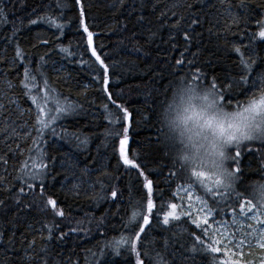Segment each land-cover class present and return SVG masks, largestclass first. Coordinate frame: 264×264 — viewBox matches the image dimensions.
I'll return each mask as SVG.
<instances>
[{"label": "trees", "instance_id": "1", "mask_svg": "<svg viewBox=\"0 0 264 264\" xmlns=\"http://www.w3.org/2000/svg\"><path fill=\"white\" fill-rule=\"evenodd\" d=\"M66 2L69 7L57 9L56 0H0V8L4 9L6 15V21L0 22V105H3L0 108V157H3L0 160V178H3L0 181V200L4 201L0 205V233H3V239L0 240V264H24V249L33 240L36 252L46 250L40 253V259H47L48 264H135L134 254L129 255L126 249H122V254L117 256L111 247L105 245L114 238L118 240L123 232L121 217L127 219L124 208L130 194L133 199L139 200L144 193L138 191L134 170L127 173L124 167L116 170L114 147H118L119 142L106 140L104 136L109 125L104 119L103 105L109 101L100 92V83L93 79L99 65L93 63L95 58L91 56L90 49L86 50V34L82 35L83 30L75 19L77 9L71 6L72 0ZM239 2L240 0H124L121 5L119 0H86L85 3L86 23L89 30L95 33L93 46L110 66L112 73L110 91L123 94V98L117 99V103L126 102L135 120L139 121L133 125L134 131L130 133L129 148L141 153V157L147 161L148 169L153 170L150 178L154 185L158 182V188L154 186L153 214L158 213L159 218L153 219L150 215L152 228L149 229L148 239L154 238L155 245L149 254L154 256L155 251H163L164 238L182 232V242L185 243L183 258L179 243L170 244L167 250L166 259L173 264H210L213 257L217 264H225V261L231 264L232 261L228 260L223 251L192 254L186 250L191 244L188 232L197 235L201 233L188 216L180 215L179 221L170 218L168 225L163 224L164 214L171 211L168 205L177 204L178 186L189 182L197 185L218 216L228 218L233 212L232 207L224 206V201L218 205L195 177L189 180V171L181 169L179 163L173 165L176 146L165 156L166 149L156 144L155 136L156 129L160 127L158 113L163 111L166 100L180 84L179 78L188 71L187 67L180 71L173 65L185 48L183 31L188 28L191 19L199 18L200 23L192 25V28L202 35L199 43L193 41L186 57L193 59L191 53L197 52L199 48V61L205 65L210 76L230 70L234 72V62L238 55L228 51V48L233 40L239 41L240 38L225 31L226 26L231 25L226 9L231 3L234 14L246 15V9L237 7ZM247 3V11L251 13L248 30L258 31L255 20L264 18V2L247 0ZM61 12L65 17L61 22L66 24L63 35L46 20L38 19L46 15L59 16ZM30 20L38 22L31 24ZM178 22L180 27H173ZM243 27V24L240 28L232 26L231 31L237 32ZM226 38L229 41L227 46ZM43 40H48L49 43L44 45L41 43ZM17 45L22 50L23 59L15 55ZM62 47L69 49L71 54L61 51ZM82 60L88 63H82ZM25 67L36 76L35 84L27 94L20 86ZM260 67L264 68V62ZM6 81H11L13 87L8 88ZM33 96L36 97V102L31 99ZM68 104L80 105L83 111L79 108L75 112L66 111L63 114L55 111L58 106L66 108ZM109 107L111 108L110 104ZM38 112L45 120L50 116H59L52 123L58 134L62 130L69 133L82 132L89 138L87 148H77L74 141L61 139L60 135L54 136L49 129H44L43 138L46 143L41 144L40 137L34 131V126L39 127L36 124ZM146 114L150 115L149 120L144 119ZM146 137L153 138L151 149L145 147ZM42 151H46L48 156L56 157L53 174L59 175H56L55 181L49 176L45 183L49 186L48 194L58 200L59 207L64 208V218L54 217L50 211H42L40 198L29 193L27 188L26 194L19 198V206L16 203V194L24 179H28L24 173L42 171L31 167L33 160L41 162L38 157ZM249 159L252 161L253 171L246 170L243 186L238 189L240 191L246 188L251 192L254 183L264 181V171L259 170L260 154L255 159L246 158L245 164ZM5 160L7 163H4ZM62 160L67 162L64 166L61 165ZM25 162L28 163V168L22 169ZM49 162L47 158L43 159V163ZM82 169L88 170L87 176L82 175ZM65 171H74L76 178L69 174L65 181L66 187L62 189L61 181L64 180ZM105 172L109 176H104ZM170 172L174 175L170 176ZM18 176H24V179H17ZM79 181L83 183L80 194L76 197L68 191V186ZM29 183L33 181L29 180ZM34 183L38 184L39 181ZM101 183L105 187L119 186L123 191V201L112 205L110 200H105L96 206L92 197L105 194L101 192ZM160 192L163 193L162 197ZM117 207L121 209L119 215H112ZM105 213L108 216L104 226L98 228L96 221ZM130 214L131 209L127 215ZM93 217L96 219L88 223L87 220ZM81 220L85 222L77 225V221ZM52 224L58 225L59 229L54 232V236H59L61 232L68 233L65 240L43 239L48 235L45 226ZM74 227L82 230L71 232L70 229ZM207 242L205 238V243ZM100 250H103V255L99 254ZM253 255L247 256L246 253L247 260L258 264ZM144 259L145 264H150L148 257Z\"/></svg>", "mask_w": 264, "mask_h": 264}, {"label": "snow or ice", "instance_id": "2", "mask_svg": "<svg viewBox=\"0 0 264 264\" xmlns=\"http://www.w3.org/2000/svg\"><path fill=\"white\" fill-rule=\"evenodd\" d=\"M119 2L123 5L124 0H119ZM85 3L86 0H72L71 6L77 9L78 15L75 19L78 20L79 27L83 30L82 35L86 34V50L90 49L91 56L95 58L93 63L99 65V70L93 79L100 83L101 88L99 90L109 101L108 104L103 105L104 119L109 125L105 129L104 136L106 140L112 139L119 142L118 147H114V155L117 157L116 170L121 167L125 168L126 173L134 170L138 181V191L144 193L139 200L133 199L130 194L127 206L124 208L127 219L121 217L123 232L118 240L114 238L113 241L107 242L105 247H111L117 256L122 254V249H126L129 255L134 254L135 264H145L144 257L149 258L150 264H173V262L166 259L167 250L170 244L179 243L183 258L185 243L182 242V232L173 233L174 238L165 237L163 251H155L154 256L149 254L150 249L154 250L155 245L154 238L148 239L149 229L152 228L150 215L153 216V219L158 220L159 218L158 213L153 214V208L155 207L153 203L154 186L158 188V182L154 185L153 179L150 178L153 175V170L148 169L147 161L141 157V153L129 148L130 133L134 131L133 125L138 124L139 121L135 120L132 112L126 106V102L117 103V99H122L123 94H114L110 91L112 73L110 66L105 63L104 59L97 53L96 47L93 46L95 33L89 30V25L86 23L87 12ZM69 6L66 0H56L57 9ZM188 7H191V5H188ZM237 7L246 9V15L234 14L232 12L233 5L229 3L226 11L228 18L231 20V25H227L225 28V31L231 33L233 37L240 38L239 41L233 40L231 47L228 48V51L238 55V59L234 62V72L230 70L227 73L210 76L205 70V65L199 61L201 51L199 48L197 52L191 53L193 59L186 57V53L189 52L193 41L199 43V37L202 35L195 32V29L192 28V25L200 23L199 18L191 19L188 28L183 31L185 48L180 52L179 58L175 60L173 67L180 71L187 67L188 71L179 78L180 84L173 90L172 96L166 100V106L163 111L158 113L160 127L156 129L155 142L158 146L166 149L165 156L169 154L176 142L183 145L184 151L180 154L176 153L172 164L176 165L179 163L181 169L189 171V180H191V177H195L205 192L211 195L218 205L221 201H224L225 207H232L234 223L238 215L237 207L239 214H243L244 218L249 221L246 226L247 230L240 229L239 231L228 233L227 237L224 235L226 222H217L224 231L214 230L216 238L213 239V235L209 233L207 227L209 223L208 215L212 213V208L208 206L206 199L197 196L196 199L200 200L202 205L198 212L203 213V215L193 218L190 211L182 213V215L190 217L192 223L201 228L199 235L194 232H188L191 244L186 250L192 254L200 252H208L209 254L220 253L224 249V245L227 244L229 248H234L240 256V259H233L231 264H253L252 261L247 260L243 249L247 247L250 250L247 256H251L253 255L251 249L256 248L262 253L258 264H264V181L254 183L251 192H248L246 188L243 191L238 190L243 186V177L246 170L253 171L251 159L245 164L246 158L255 159L259 153V170L264 171V68L260 67V64L264 62V55L261 54L264 53V18L255 20V26L258 31H249L248 19L251 13L247 11V0H240ZM161 15H165V13H161ZM38 19L46 20L50 26L55 27L63 35V29L66 27V24L61 22L65 19L63 12L59 16L46 15L38 17ZM5 21L4 9L0 8V22ZM37 22L38 20L29 21L31 24H36ZM242 24L244 27L240 31H231L232 26L240 28ZM173 27L179 28V22ZM209 32H211V29H209ZM13 34L15 35V33ZM244 41H247V43ZM41 43L47 45L49 41L43 40ZM228 43L229 41L226 38L225 46ZM100 47L102 48L103 45H100ZM61 51L71 54L67 48L62 47ZM15 55L23 59V53L19 45H17ZM43 60L44 57L42 56L41 61ZM81 62L88 63L83 60ZM35 80L36 76L32 74L28 67H25L20 86H22L26 94L31 91ZM5 83L8 88L13 87L11 81H6ZM165 91L167 92L168 89L166 88ZM241 96L244 98L240 99L239 97ZM31 99L36 102V97L33 96ZM2 107L3 105H0V108ZM77 108L83 111L82 106L73 104H68L66 108L58 106L55 111L63 114L66 111L75 112ZM39 111H43V109H39ZM56 119H59V116H50L48 120L42 119L38 112L36 124L39 127L34 126V131L40 137L41 144L46 143L43 138L44 129H49L54 136L60 135L61 139L68 138L70 142L74 141L77 148H87L89 138L84 136L82 132L69 133L67 130H62L58 134L55 127L52 126ZM144 119L149 120L150 115L146 114ZM164 129H167V131H164ZM144 144L147 149H151L153 138L146 137ZM38 158L41 162L36 163L33 160L31 167L42 171L25 172L24 176H27L28 179H24V176L17 177V179H24V183L16 194V203L19 206V198L21 195L26 194L25 188H27L29 193L40 198L42 211H50L54 217L64 218V208L59 207L58 200L53 199L48 194L47 189L49 186L45 183L49 176L52 181H55L56 175H59V173L53 174L56 157L48 156L46 151H42L39 153ZM44 158H47L50 162L47 164L43 163ZM2 159L3 157H0V160ZM4 163H7V161L5 160ZM66 163V161H61L62 166ZM206 165L209 168L208 171L197 170L198 168L203 169ZM27 168L28 163L25 162L22 165V169ZM146 169L147 172L145 171ZM81 173L87 176L88 170L82 169ZM63 174L62 189L66 187L65 181L68 180L69 174L76 178L74 171H65ZM103 175L109 176L107 172L103 173ZM171 175H174V173L170 172ZM111 179H116V177H111ZM2 180L3 178H0V181ZM29 180L33 181V183H29ZM35 181H39V183H34ZM82 183L83 181H79L71 184L68 186V191L78 197ZM100 187L101 192L105 194L92 197L96 202V206H99L100 202L105 200H110L112 205H118L123 201V191L119 186L111 185L105 187L101 183ZM192 187L193 184L189 182L185 190L189 201L192 199L190 195ZM178 188H183V185L178 186ZM160 195L162 197L163 193L160 192ZM3 204L4 201L0 200V205ZM25 206L30 207V205ZM168 207H170L171 211L164 214V225L170 223V218L175 221L180 220V215L176 212V209L180 206L172 203ZM129 209H131V214L127 215ZM120 211L121 209L117 207L116 212L112 213V215H119ZM221 211H223V208ZM107 216L108 214L105 213L96 221L98 228L104 226ZM95 219L93 217L88 219L87 222L92 223ZM84 222V220L77 221V225H82ZM45 228L48 235L43 237V239L51 240L55 238L63 241L67 238L68 233L63 232L59 236H54V232L59 230L56 224L46 225ZM78 230L82 229L75 227L70 229L71 232ZM205 238H207V243H205ZM2 239L3 233H0V240ZM9 243H11V240ZM34 245L35 241L33 240L24 249V264H48L47 259H40V253L46 252V250L41 249L40 252H36ZM236 253H230V255H235ZM99 254L103 255V250H100ZM210 264H217L215 257H213ZM225 264H229V262L225 261Z\"/></svg>", "mask_w": 264, "mask_h": 264}, {"label": "rangeland", "instance_id": "3", "mask_svg": "<svg viewBox=\"0 0 264 264\" xmlns=\"http://www.w3.org/2000/svg\"><path fill=\"white\" fill-rule=\"evenodd\" d=\"M175 146L177 149H178V147H182V145H180L178 142L175 143ZM197 170L208 171L209 168L206 165L203 169L198 168ZM187 187H188V184L183 185V188H178V190H177V195H178L177 205L180 206L176 209L177 214L182 215L183 212H189L190 211L192 213L193 218L198 216V215L202 216L203 213L198 212V209H200L202 207V205H201L200 200H197L196 197L200 196V197H203L205 199V196L200 193L197 185L193 184V187H192L191 193H190V195L192 196V199L189 201L188 195H186V192H185ZM208 206L210 208H212L210 206L209 202H208ZM237 212H238V215L236 216V218H235L236 222L234 223L233 222V220H234L233 213L231 214V217L223 218L222 216H218L216 214L215 210L212 208V213L210 215H208V222L209 223H208L207 227H208L209 233H212L213 239L216 238V232L214 230L218 229L220 231H224V229L221 228L220 225L217 223L220 221L226 222V225H225L226 231H224L225 237L228 236V233H231L234 231H239L240 229L247 230L246 226H247L249 221L244 218L243 214H239V210ZM191 221H192V219H191ZM199 229L201 230V228H199ZM217 246H219V245H217ZM225 249H227V250H225ZM222 251L225 253L226 257H228V260L240 259L239 253H236V250L234 248H229L227 244L224 245V249H222ZM243 251L246 255V253H248L250 250L247 247H245L243 249ZM251 251H252V253H255L253 256H255L256 260L259 262V259H260V256L262 255V253H260L259 250L256 248L251 249ZM230 253H236V254L230 255Z\"/></svg>", "mask_w": 264, "mask_h": 264}, {"label": "clouds", "instance_id": "4", "mask_svg": "<svg viewBox=\"0 0 264 264\" xmlns=\"http://www.w3.org/2000/svg\"><path fill=\"white\" fill-rule=\"evenodd\" d=\"M184 151V147H183V145H182V147H178V149H177V154H180V153H182Z\"/></svg>", "mask_w": 264, "mask_h": 264}]
</instances>
